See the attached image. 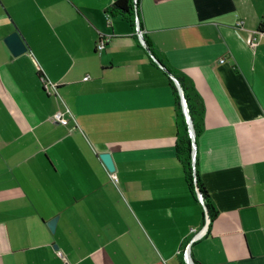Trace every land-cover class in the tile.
<instances>
[{
  "label": "crops",
  "instance_id": "0c3cea01",
  "mask_svg": "<svg viewBox=\"0 0 264 264\" xmlns=\"http://www.w3.org/2000/svg\"><path fill=\"white\" fill-rule=\"evenodd\" d=\"M115 1L0 0V264H181L186 242L191 264H264V0H137L163 67ZM164 68L204 107L193 162L216 215L191 244L206 222Z\"/></svg>",
  "mask_w": 264,
  "mask_h": 264
},
{
  "label": "trees",
  "instance_id": "16d2710c",
  "mask_svg": "<svg viewBox=\"0 0 264 264\" xmlns=\"http://www.w3.org/2000/svg\"><path fill=\"white\" fill-rule=\"evenodd\" d=\"M136 2L137 0H116L111 6H109L107 11L111 14H116L122 17L130 24L131 29L134 30ZM257 32L264 34V22L259 24ZM143 40L146 45V50L150 55L154 56L150 45L145 39V35H143ZM154 60L159 61L156 57ZM164 69L174 95V105L177 120L175 145L176 156L183 169L185 183L189 193L193 196L195 201L200 203L203 208V222L207 220V222L210 223L213 221L216 215V210L211 202L210 196L204 184L199 178L198 172L195 169V162H193L194 139L199 135L203 128V103L201 97L194 87L192 80L189 77L169 68ZM182 100L184 101L186 113L182 107ZM188 119L191 121V128H189ZM198 195L200 196L201 202L198 199ZM187 251L188 246L186 242V244L180 247L179 251V259L181 264H191L188 260ZM194 264L197 263L194 262Z\"/></svg>",
  "mask_w": 264,
  "mask_h": 264
},
{
  "label": "water",
  "instance_id": "95a60500",
  "mask_svg": "<svg viewBox=\"0 0 264 264\" xmlns=\"http://www.w3.org/2000/svg\"><path fill=\"white\" fill-rule=\"evenodd\" d=\"M4 42L7 45V47L9 48V50L11 51V53L13 55H15V56L25 52V50H26V45H25L24 41L22 40V38L20 37V35L18 34L17 31L12 32L11 34H9L5 38ZM143 46H145V48H146L144 40H143ZM153 58H155V57L153 56ZM159 65L161 67H163V65L161 63H159ZM181 103H182L183 110L186 113L184 101L182 100ZM188 125H189V128H191L190 119H188ZM193 147H194V145H193ZM99 158H100L101 162L103 163V165L105 166V168L107 169V171L112 173L114 171V165H113V162H112L110 154L107 153V152L100 153L99 154ZM199 198H200V196H199ZM205 213H206V211H205ZM56 222H57V217H54V218H52L51 220H49L47 222V226H48V228L50 229L51 232H54L55 226H56Z\"/></svg>",
  "mask_w": 264,
  "mask_h": 264
},
{
  "label": "built area",
  "instance_id": "2783aa9c",
  "mask_svg": "<svg viewBox=\"0 0 264 264\" xmlns=\"http://www.w3.org/2000/svg\"><path fill=\"white\" fill-rule=\"evenodd\" d=\"M263 22H264V19H263ZM240 29H242V22H241V21L237 22V24H236V26H235V30H237V32H238V30H240ZM134 34L137 36L139 42H140L141 44H143V35H144V31H143L142 29H140V27H139V20H138V17H137V15H136V13H135V29H134ZM257 38H258L257 35L254 34V33H252V34L248 35V37H245V38L243 39V41L245 42V44H246L248 47H253V46L256 44ZM104 41H105V38H104V37H100V38H99V40H98V42H97V44H96V49H97V50L100 51V50L103 48V46H104ZM219 62H220V63H223L224 60L221 59V60H219ZM85 79H86V78H85ZM52 120H53L54 122L60 123V124H62V125H66L67 122H68L67 119H65V118L63 117V112H61V111H57L56 113H54L53 116H52ZM205 224H206V223H205ZM204 227H205V226H204ZM204 227H203V229L200 230V231H197L196 229H191V230H190V232L193 233V236H192V238H191L189 244H191L194 240L199 239L200 237L203 236V233H204Z\"/></svg>",
  "mask_w": 264,
  "mask_h": 264
},
{
  "label": "rangeland",
  "instance_id": "374dc122",
  "mask_svg": "<svg viewBox=\"0 0 264 264\" xmlns=\"http://www.w3.org/2000/svg\"><path fill=\"white\" fill-rule=\"evenodd\" d=\"M198 199H199V201L201 202V199L199 198V196H198ZM205 222H206V224H205V227H204V233H205V230H206V225H207V223H208L207 220H205ZM201 230H202V229H201ZM204 233H203V235H204ZM200 238H201V237H200ZM196 240H197V239H196ZM196 240H194V241H196ZM194 241H193V242H194ZM193 242H192V243H193Z\"/></svg>",
  "mask_w": 264,
  "mask_h": 264
}]
</instances>
